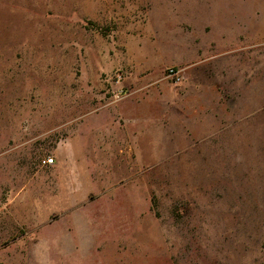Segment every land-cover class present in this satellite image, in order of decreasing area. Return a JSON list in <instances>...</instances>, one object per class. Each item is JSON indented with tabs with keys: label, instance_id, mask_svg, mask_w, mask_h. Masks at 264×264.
<instances>
[{
	"label": "rangeland",
	"instance_id": "374dc122",
	"mask_svg": "<svg viewBox=\"0 0 264 264\" xmlns=\"http://www.w3.org/2000/svg\"><path fill=\"white\" fill-rule=\"evenodd\" d=\"M0 264H264V0H0Z\"/></svg>",
	"mask_w": 264,
	"mask_h": 264
},
{
	"label": "crops",
	"instance_id": "0c3cea01",
	"mask_svg": "<svg viewBox=\"0 0 264 264\" xmlns=\"http://www.w3.org/2000/svg\"><path fill=\"white\" fill-rule=\"evenodd\" d=\"M226 51H223V52H221L222 54H224ZM225 56H226V54H225ZM195 64V63H194ZM193 64V65H194ZM192 65V67L191 68H195V69H192V70H190L191 71V74H190V76L192 77L193 76V84H195L194 85V87L196 88L195 89V91H197V92H199V93H201L202 91H201V84H203V82L202 83H200V84H198L199 83V79L194 75V74H197V71H196V67L198 66H193ZM194 73V74H193ZM195 76V77H194ZM204 77V76H203ZM155 82L156 81H159V76H157L156 77V79L154 80ZM203 81H204V79H203ZM197 86V87H196ZM206 90H209V91H215V92H217V91H221V90H223L222 88H220L219 86H212V87H209V88H207ZM158 95H159V88H158ZM206 95V94H205Z\"/></svg>",
	"mask_w": 264,
	"mask_h": 264
},
{
	"label": "built area",
	"instance_id": "2783aa9c",
	"mask_svg": "<svg viewBox=\"0 0 264 264\" xmlns=\"http://www.w3.org/2000/svg\"><path fill=\"white\" fill-rule=\"evenodd\" d=\"M47 162H48V163H51V164L54 163V158H52V157L48 158V159H47Z\"/></svg>",
	"mask_w": 264,
	"mask_h": 264
}]
</instances>
